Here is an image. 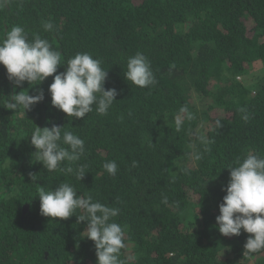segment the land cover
<instances>
[{"label":"trees","instance_id":"obj_1","mask_svg":"<svg viewBox=\"0 0 264 264\" xmlns=\"http://www.w3.org/2000/svg\"><path fill=\"white\" fill-rule=\"evenodd\" d=\"M47 20L54 31L43 29ZM15 25L62 53L58 73L77 53L100 59L105 88L119 94L106 115L94 105L84 119L69 118L52 106L53 77L17 88L0 65V264H97L94 242L80 238L87 222L75 215L83 213L40 214L38 185L62 182L120 209L114 220L125 229L124 264H264V250L244 255L250 234L226 237L216 224L226 167L249 152L264 156V0H8L0 39ZM138 51L157 81L147 88L124 77ZM41 89L45 99L31 111L5 107L14 93ZM183 105L193 119L177 132ZM53 124L84 140V155L70 165L85 167L82 181L61 171L70 162L48 172L36 160L30 136ZM113 160L115 176L103 168Z\"/></svg>","mask_w":264,"mask_h":264},{"label":"clouds","instance_id":"obj_2","mask_svg":"<svg viewBox=\"0 0 264 264\" xmlns=\"http://www.w3.org/2000/svg\"><path fill=\"white\" fill-rule=\"evenodd\" d=\"M7 6L8 0H0V9ZM42 27L45 31H54L51 20L42 21ZM61 61L62 53L54 50L48 39L39 34L29 39L21 26H12L6 31L4 38L0 39V65L6 68L9 81L17 88L22 87L24 82L32 85L51 76L53 82L49 85L48 92L54 108L61 110L69 118L84 119L93 112L95 105L97 114L106 115L117 101L119 93L115 88H105L108 71L103 70L102 61L90 53H77L66 61L65 71L58 73ZM124 77L131 85L139 88L157 83L149 59L139 51L128 58ZM9 97L5 105L7 109L14 112L23 109L28 112L34 105L43 102L45 94L41 89L36 95L20 91ZM239 111L243 114L242 119L247 122L250 119L247 109ZM185 119H193L187 105L181 106L174 117L177 132L181 131ZM217 126H222L219 121ZM30 137L31 144L36 149V160L48 172L56 171L67 161L70 162L69 166L61 168V171L74 174L78 180L84 179L86 174L83 165L76 168L70 166L85 153V142L78 135L53 124L51 128L43 129L36 126ZM200 140L204 145L210 143L203 136ZM191 155L195 160L201 159L200 153L194 152ZM132 166L136 167L137 162L133 161ZM103 168L112 176L118 171L114 160L105 162ZM226 168L230 170V178L223 189L226 195L219 205L220 214L216 217V224L219 232L226 237L239 236L241 230L250 234L244 244V255L247 256L264 250V156L249 152L246 157L237 158L234 164ZM29 175L36 182L37 175ZM38 188L42 216L65 220L79 210L83 214L75 215L78 222H87L80 238L94 242L97 264H124L120 254L125 247V229L114 220L120 213L118 207L93 201L91 196H78L74 186L67 182L50 190L39 185ZM164 203H167V198Z\"/></svg>","mask_w":264,"mask_h":264},{"label":"rangeland","instance_id":"obj_3","mask_svg":"<svg viewBox=\"0 0 264 264\" xmlns=\"http://www.w3.org/2000/svg\"><path fill=\"white\" fill-rule=\"evenodd\" d=\"M258 71H260L259 66L254 64V66H253V68H252V72H253V74H254V73H257Z\"/></svg>","mask_w":264,"mask_h":264}]
</instances>
